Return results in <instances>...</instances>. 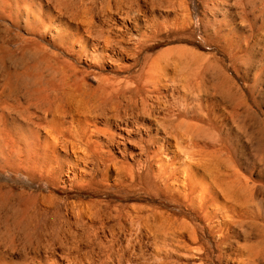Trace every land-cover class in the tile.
<instances>
[{
    "label": "rangeland",
    "instance_id": "374dc122",
    "mask_svg": "<svg viewBox=\"0 0 264 264\" xmlns=\"http://www.w3.org/2000/svg\"><path fill=\"white\" fill-rule=\"evenodd\" d=\"M83 1L90 3L91 0ZM145 1L137 0V3H135L136 1L133 0V3L136 8V4H140V7H143L142 9L146 8L145 10H148ZM183 1L189 9L188 22L183 23V26L181 25L177 30H163L162 34L160 33L159 36L151 38L148 42L150 47L148 46L149 48L140 57V65L130 66L131 68L128 67L131 64L128 59L122 61V64L118 63L117 66L121 69L117 66L110 67L106 63L103 64L104 67L97 68V66L92 65L88 61L90 59L87 55L83 54L81 57V54L64 53L63 49L61 51L62 47L58 46L57 43L55 45L54 42L57 38L55 37L54 39L53 35L46 34V37H37L31 31L29 32L31 34H29L26 31L27 29L24 30L23 25H13L8 20H0V23L1 25L6 23L10 31H6L7 29L1 26L0 33H2L1 37L3 36V39L19 34L24 37L37 38L41 42L45 41L43 42L45 49H51L52 52L50 51L51 53H49L47 51L48 53H46L43 49L41 55L43 57L44 55L51 57V55L56 54V56L59 55L60 58L72 62L73 67H76L77 70L80 69L79 73L81 76L83 78L84 76L86 77L81 79L83 80L82 82L80 81L81 86L84 85L82 86L84 90L106 86L109 88L112 85L115 86L114 84L118 83V81L119 83L116 87L124 86L128 81L135 86L138 83L133 80L132 76L147 64L146 68L150 71L151 80H154L153 82L161 87L162 90L160 92L163 94L168 93L169 100H172V95L175 97H187L194 109L201 112L205 119L212 121L216 132L221 135V138L230 140L234 146L236 145L238 154L240 153V156H237V164L230 170L231 172H229V169L226 171L225 168L220 172L212 169L221 182H219V188L215 187L217 208L211 209L213 213L212 220L203 219V222L201 219H192L191 216L186 218L183 215V211H181V209L185 210L184 204H178L185 201V194L182 191L185 188L189 189L185 186L188 182L185 181L184 170L186 169V162H189L186 154L189 151H196L195 148L182 150L185 153L181 152L180 157L177 159L176 169H178V175L174 177L175 180L169 178L167 180V184L170 186L169 191L164 190V183L154 182L155 180L151 178V183L146 186L148 188L137 193L139 197L137 200L127 199L126 196L128 194L134 195L135 193H128V190H125V187L119 183L117 179L118 171L115 167L108 171L103 167L91 165L86 168L87 170L93 168L90 174L77 170L75 180H69L65 175L68 169L66 163L59 162L56 156L49 151L48 154L41 151L40 154L31 156L28 162L10 160L6 161V163L3 161L0 164V184L10 185L15 191L13 194L14 200H17H15V203H19L17 209L13 208L12 210L15 209L17 214L20 213V217L24 216L20 218L17 215L20 219L25 218L26 215V220H22L24 224L28 221V217L30 222L27 223L34 222L33 224L31 223L34 226L31 228L35 229L33 231L35 234L31 233L30 224V226L28 224L26 226L21 225V228L25 231L29 227V235L33 236L32 238L38 235L32 241L30 236L28 240L21 235L22 240L19 238L17 251H10V241H5V243L9 242L6 243L7 248L5 244L0 242L1 250L6 251L5 253L2 251V254L0 252L1 258L4 257V260L0 258L1 264L3 262V264H58V262H65V264H264V75L261 74L260 78H258L256 70H254L262 68L264 64V0H215L216 4H213L212 0ZM210 7L211 10L209 9ZM135 16H138V14H135ZM205 18L206 20H204ZM140 20L142 23L143 18ZM207 20L209 23L206 22ZM113 23L106 26L111 27L110 29H113L114 33L116 31L119 34L116 28L120 26H113ZM132 32L134 33V31ZM235 39L236 41L239 40V44L234 42ZM79 49L80 47H75L76 53L80 52ZM38 56L40 59L43 58L40 55ZM77 56L82 59L77 58ZM34 61L35 63L38 61L37 56ZM123 65L124 67H122ZM125 66H127L126 70ZM69 69H72V67H69ZM49 70L47 68L45 72ZM46 73L45 76L47 78L45 79L48 80L51 78L52 73ZM112 80L117 81L113 82ZM72 91L76 92L74 89ZM88 91L86 94H88ZM74 94H76L75 98L70 99V108L74 111L76 110L75 112L80 110L84 115L86 95H81L82 100H80V95L76 97L78 93ZM83 115L80 117H83ZM180 119L183 123H197L191 116L181 117ZM100 120V118L96 120L97 127L100 123L99 128H103ZM92 121L90 122L92 123ZM199 125H204V123H199ZM173 143L176 144L175 142ZM171 149L173 152H179V148L173 147ZM115 156L119 160L121 159L118 154H115ZM163 157H165V161L169 160L168 156ZM197 157L199 158V156ZM198 160L196 158L191 160V162L197 163ZM128 161L131 162L130 160ZM80 167L83 168L84 166L81 165ZM204 174L206 173L204 172ZM232 174L239 177L240 186L235 184ZM229 175L231 177H228ZM228 183L230 184L229 187L227 186ZM169 201H174L172 202L174 204L170 205ZM175 201L179 202L176 203ZM95 204L97 205L95 206ZM89 206L91 208L93 206L97 210L95 212H99L98 218L94 217L96 213ZM9 209L10 207H7V209L0 208L1 231L4 232V236L7 232L10 235V231L5 229L7 227L5 225L9 223L13 227L19 223L17 220H20L12 221L13 218L18 217L14 214V211L13 215L15 217L13 215L9 216L8 214L11 211ZM3 212L5 216L8 215L7 217H10V220L7 219L9 220L7 223L3 221L6 220L5 216L2 218ZM136 212H139V215L141 214V220L133 217ZM223 212L225 218L222 215ZM163 213L165 215L169 214L168 217L176 215L171 220L173 219L172 221L176 222L177 225H186L187 229L179 232L178 230H171L166 236L160 235L154 231L160 221L159 219H154V214L156 216V214L161 215ZM146 216L149 217V220L144 221L143 219ZM152 219L157 223L152 221ZM226 220L228 228L223 226V222ZM15 221L17 223H14ZM193 221L198 224L197 232H199L195 241L190 238V234L187 231L189 228L197 226ZM199 228H201L203 233L200 232ZM22 229L21 231L23 232ZM136 229L138 230L136 231ZM150 231L152 234H150ZM22 234H24V237L26 236L25 232ZM61 234H67L66 237L69 240H67V244L73 242L72 245H70L71 243L68 245L64 243L65 247L64 244H56L57 247L55 245L47 247V250L40 246L36 248V238L45 236V238L54 239L57 236L61 237ZM9 235L8 237H10ZM154 235L157 236L152 238ZM83 238L84 240H82ZM24 239L28 241L25 242ZM148 239H151V242ZM6 240L9 239L7 238ZM156 240L161 244L158 241L156 242ZM163 240L165 241L162 242ZM23 241L24 243H21ZM121 241L124 243L122 244ZM149 243L150 245H148ZM21 244L22 246H20ZM78 244L81 245L78 246ZM131 245L133 246L131 247ZM72 246L75 247L74 250ZM133 247L135 248L133 249ZM20 248L22 249L20 250ZM40 248L42 249L40 250ZM123 250L125 251L123 252ZM110 257H113V261ZM126 261L127 263H125Z\"/></svg>",
    "mask_w": 264,
    "mask_h": 264
},
{
    "label": "bare ground",
    "instance_id": "6f19581e",
    "mask_svg": "<svg viewBox=\"0 0 264 264\" xmlns=\"http://www.w3.org/2000/svg\"><path fill=\"white\" fill-rule=\"evenodd\" d=\"M134 1L137 3V0ZM145 2L148 10H145L146 8L142 9L143 7L141 8L140 4H136V8L133 0H102L100 2L98 0H91L90 3L83 0H0V20H8L13 25H23L24 30L27 29L26 31H28V33L31 31L37 37H42L46 34H50V36L53 35L54 39L55 37L57 38L56 41L54 40L55 42H53L55 45L57 43L58 46L62 47L61 51L64 50V53L73 52L77 55L81 54V57L83 54L87 55L90 59L88 61H90L92 65L97 66V68L102 67L104 63L110 67H115L118 63L122 64V61L125 59L131 61L128 67H133L140 65V57L150 47L148 42L151 38L159 36L160 33L162 34L163 30L179 29L183 23L188 22L189 18V9L183 0H146ZM212 3L216 4V1L212 0ZM209 9L211 10V7ZM135 14H138V16H135ZM140 16L143 18L142 23ZM206 18L204 20H206ZM111 21L112 23L114 22L113 26H120L116 28L119 34H117L118 32L116 33L115 29L114 33L113 29H110L111 27L109 28L106 26ZM206 22L209 23L208 20ZM1 26H4L7 29L6 31H10L6 23H2V25L0 23V30ZM106 27L107 29H105ZM132 31H134V33ZM1 34L2 33H0V164L3 161L6 163V161L10 160H14L15 162H28L31 156L40 154L41 151L48 154L49 151L56 156L59 162L66 163L68 169L65 175L69 180H75L77 177V170L90 174L93 168L91 170H87L86 168L91 165L103 167L108 171L112 167H115L118 171L117 179L119 183L125 187V190H128V193H135L134 195L128 194L126 196L127 199L137 200L139 198L137 193L145 191L148 188L146 186L151 183V178L155 180L154 182L158 181L164 183V190L169 191L170 186L167 184V180L168 178L172 180L178 175V169H176L178 164L177 159L180 157L181 152L185 153V151L182 150L185 148H195L196 151H189L186 154L189 162L185 164V181L188 182L185 186L189 189H182L184 190L182 192L185 194V201L180 203H178L179 201L175 202L184 204L185 210L181 209V211H183V215L186 218L191 216L192 219L212 220L213 213L211 209H214V207L217 208V201L215 200L217 192L215 191V187H220L217 174H214L215 172L213 173L212 169L219 170L220 172L225 168L226 171L229 169V172H231L230 170L237 164V156H240V153L238 154V149L235 147L236 145L234 146L230 140L228 141L227 139L221 138V135L216 132L212 121L205 119L201 115V112L194 109L187 97H175L172 95V100H169L168 93L163 94L160 92V90H162L161 87L153 82L154 80H151L150 71L146 68L147 64L145 67H141V69L132 76L133 80L138 83L135 86L131 84L132 82L130 83V81H128L126 85L116 87L119 83L118 81V83L114 84L115 86L112 85L109 88L106 86L93 88L91 90L86 89L87 91L90 90L88 94H86L87 91L82 87L84 85L81 86L80 84L83 81L81 79H85L86 77L84 76L83 78L81 76L79 73L80 69L77 70L76 67H73L72 62L62 59L59 55L56 56V54L51 55L52 58L45 55L43 57L41 55L43 49L46 53H48L47 51H49V53L52 52L51 49H45L43 45L45 41L41 42L37 38L24 37L19 34L13 37H9V34L8 39L7 37L3 39ZM234 42L239 44V40L236 41L235 39ZM76 46L80 47L79 53L75 51ZM38 55L43 58L40 59ZM36 56L38 61L35 63L34 58H36ZM78 57L79 56H77V58ZM81 57L79 58L82 59ZM69 67H72V69H69ZM122 67H124V65ZM47 68L50 69L51 72L50 70L46 72L52 73L51 78L48 80L45 79L47 78L45 76V70H47ZM126 69L127 66H125V70ZM254 70H256V76L260 78L261 74L264 75V64L262 68H256ZM48 76L50 77V75ZM72 89L76 92H73ZM74 93H78L76 97L80 95V100H82L83 94L86 95L87 100L85 102L86 105L84 104V115L82 111L80 112V110H78V112H75L76 110L74 111L70 108V99L75 98L76 95ZM81 115H83V117H80ZM190 116L195 119L197 122L196 124L183 123L180 119L181 117ZM90 118L94 120L92 121ZM98 118L101 119L100 121L103 124V128H99L100 123L97 127L96 120ZM90 121H92V123ZM199 123H204V125H199ZM173 147L179 148V152H173L171 149ZM115 154H118L121 159L119 160ZM170 155L172 156L170 157ZM163 156H168L169 160L166 159L167 161H165V157ZM197 156H199V158ZM196 158L199 159L198 162L192 163L191 160H195ZM81 165H83L85 169L84 167L81 168ZM204 172L207 175L204 174ZM232 176L235 184L240 186L239 177L234 176V174H232ZM228 177L231 176L229 175ZM229 185L228 183L227 186L229 187ZM14 192L15 191L10 185L0 184V208L7 209V207H10L9 210L12 211V214L11 211L10 213L8 212L9 214L6 213L9 216L13 215V211L16 216L20 214H17L15 209L12 210L13 208L17 209V205L19 204L15 203L16 199L14 200ZM169 202L170 205L174 204L172 203L174 201ZM22 205L23 204H21V206ZM96 205L97 204H95V206ZM89 208L91 207L89 206ZM95 210L96 209H94V212ZM2 211L7 212L8 210ZM95 213L96 216L94 217H97L99 212ZM138 213L139 212L133 214V217L141 220V214L139 215ZM165 213H163L164 215L156 214V216L154 214V219L160 220L156 228L154 225L155 230L152 227L154 231L158 232L160 235L166 236L171 230H178L179 232L187 229L186 225H177L176 222L172 221L173 219L171 220L174 215L168 217L169 214L165 215ZM8 215L5 216V213L2 215V218L3 216L6 217V220H3L6 221V223L10 220V217H7ZM15 215H13V217H15ZM222 215L225 218L224 212ZM19 217L13 218L12 221L24 216ZM134 218H132V220H134ZM24 219L26 220V215L25 218L20 219L21 223L20 220H17L20 224L15 221L14 223L17 224L13 227H11L9 223V225H5L8 228L4 226L5 229H9L8 231H10L9 235V232L6 230L10 237H8L7 234L5 235L9 240H6L7 238H5L4 232L1 231L0 221V242L1 244H5L7 248L6 243L9 242L5 243V241H10V251H17L19 238L22 240L21 235L26 239L30 236L31 239H29L31 241L38 236L36 235L32 238L33 236L31 237V235H29V229L33 226L31 223L33 224L34 222L31 221V223H27L30 222V218L28 217V221H25L26 223L24 224L22 221ZM143 220L147 221L149 217L146 216ZM155 220L152 219V221ZM194 221L193 223L196 224ZM27 224L31 226L29 225L30 228L27 227L24 231L21 227ZM196 225L197 226L194 225L195 227L187 230L190 234V238L194 241L197 240V233H199L197 232L198 224ZM223 226L228 228L227 220L223 222ZM199 229L201 232V228ZM34 230L35 229L31 228L32 234H35L33 233ZM137 230L138 229H136V231ZM202 230L205 232L204 228ZM203 231L201 233H203ZM24 232L26 233L25 237L24 234H22ZM59 233L61 232L59 231ZM150 234H152V232ZM66 235L67 234H64L61 237L55 235L57 238L54 239L45 238V236L36 238V248L40 246L46 249L47 247L56 246V244H67L69 240ZM156 236L154 235L151 237L154 238ZM90 237L92 236L90 235ZM26 239H24L25 242L29 240L26 241ZM82 240H84V238ZM148 240L150 241L151 239ZM24 241L21 243H24ZM157 241L158 240H156V242ZM164 241L165 240L162 242ZM72 243L70 245H72ZM123 243L124 242H122V244ZM75 244L76 242L74 246ZM80 245L78 244V246ZM93 245L95 244L93 243ZM148 245H150V243ZM20 246H22V244ZM132 246L133 245H131V247ZM22 248H20V250ZM134 248L135 247H133V249ZM41 249L42 248H40V250ZM74 249L75 247L73 250ZM2 251L3 250L0 251L1 254ZM124 251L125 250H123V252ZM133 252L134 250L132 254ZM3 258H1V260ZM95 258L97 259V257ZM63 259L65 260L64 257ZM63 259L61 258V260ZM110 259L113 261V257H110ZM125 263H127V261ZM58 264H65V262H58Z\"/></svg>",
    "mask_w": 264,
    "mask_h": 264
}]
</instances>
